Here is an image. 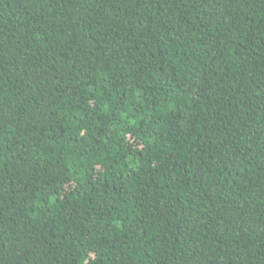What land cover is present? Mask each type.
Returning a JSON list of instances; mask_svg holds the SVG:
<instances>
[{"label":"trees","instance_id":"obj_1","mask_svg":"<svg viewBox=\"0 0 264 264\" xmlns=\"http://www.w3.org/2000/svg\"><path fill=\"white\" fill-rule=\"evenodd\" d=\"M0 264H264V0H0Z\"/></svg>","mask_w":264,"mask_h":264}]
</instances>
